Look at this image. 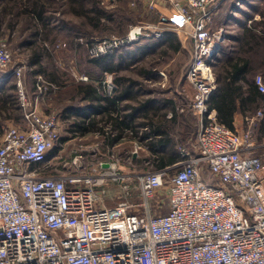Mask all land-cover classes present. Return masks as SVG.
<instances>
[{
  "label": "built area",
  "instance_id": "obj_1",
  "mask_svg": "<svg viewBox=\"0 0 264 264\" xmlns=\"http://www.w3.org/2000/svg\"><path fill=\"white\" fill-rule=\"evenodd\" d=\"M164 1L177 13V28L192 37L187 79L196 92L189 108L201 127L197 153L159 169L124 174L113 159L84 173L77 170L83 152H76L73 173L45 175L44 162L60 142V119L32 106L23 68L10 69V53L0 47V78L16 81L23 114V124L8 126L0 138V264H264V140L209 116L219 45L209 23L220 0ZM135 28L121 38H93L89 55L136 40ZM255 82L264 92L260 76ZM108 181L125 197L137 189L141 200L107 206ZM164 187L168 210L153 213L162 209L154 197Z\"/></svg>",
  "mask_w": 264,
  "mask_h": 264
},
{
  "label": "rangeland",
  "instance_id": "obj_2",
  "mask_svg": "<svg viewBox=\"0 0 264 264\" xmlns=\"http://www.w3.org/2000/svg\"><path fill=\"white\" fill-rule=\"evenodd\" d=\"M19 1L17 0V2ZM43 1L45 2L43 16L49 20L48 24L51 23V26L47 30L39 27L38 31L39 36L37 38H39V42L44 41L43 46L48 48V51L44 52V58L40 60L41 67L49 72L54 71V75L64 84L75 85L87 83L90 80L96 81L98 87L102 91L103 89L106 91V93L103 92L106 95L105 97L114 96L116 92L121 93L128 86V91L118 101L117 110L138 131L135 139L132 130L125 129L116 138L111 137V140H109L107 135L101 131L103 123L99 120L97 127H93L101 136L96 138L91 136L93 130L87 131L89 126L88 128L83 127L81 124L84 123L76 117H71L70 121L67 120L69 122L62 119L60 142L48 154L47 160L44 162L45 175L49 173H73L70 164L73 158V150L78 144L91 147L87 149L78 148L76 153L81 154L84 151L82 167L77 169L84 173L93 168L97 160L98 162L112 163L113 159L117 160L116 166H119V170L124 174L159 169L155 162L158 149L154 146V142L160 137L165 138V131L171 138V142H168L163 150L165 156L176 155V162L181 160L183 154L187 151L197 153L196 141L201 123L189 108V102L194 97L196 90L195 86L187 79L189 69L193 63L192 37L189 33L177 28L178 18L172 9L169 12H162L163 15L155 8V3L152 2L151 4V1L145 5L144 0H94L96 3L93 0H86L88 1L87 8H97L99 10L101 6L105 10L115 8L118 9L117 14L120 18L123 17L118 21L113 19L103 20L109 26L107 31L102 32L101 30L90 35L87 33L92 30L89 26L87 27L82 22L79 26L80 19L64 10L66 3L62 5L59 0ZM5 2L6 0H0V14ZM262 13L264 14V0H220L214 6L209 29L214 35L215 42L219 43L215 61L212 63L216 86V68L221 64L220 56L222 57L227 53L234 54L238 51L243 29L250 26L252 21L259 20ZM7 16L4 17L0 28V47L4 45L10 53V69L20 66L23 68L21 81L25 96L31 103L33 98L31 91L36 93L38 91L36 89L38 82L36 81L44 80L43 76L39 74L36 75V81L32 77L28 81L32 90H28L25 86L26 74L31 70V65L28 62L33 50L32 47L29 48L27 41L33 37L31 31L34 29L31 27L38 26L37 20L31 18L30 15L18 13L14 15L17 20L16 28L14 27L10 31L7 30L6 24L11 16ZM163 18L166 20H162ZM59 25H62L63 28L60 29ZM135 27L141 31V35L136 40L118 44L117 47L100 57L89 55L88 44L93 38L108 40L113 37H125ZM121 28L126 30L124 34L117 33ZM167 33L174 35L176 38L172 42L174 45L177 42L180 43L179 51H174L169 39H164L163 36ZM225 46H227L226 49ZM89 57L91 59L103 57L104 59L100 62L102 65L93 63ZM27 75L30 77L29 74ZM1 76L2 73H0ZM257 76H260L264 83V72L259 71L256 74ZM119 77L123 79L120 82L121 84L117 85L115 80ZM11 80L15 85L13 95L10 93V88L6 90H9L10 98L14 102L15 97H19V88L16 81ZM46 80L47 78L44 81ZM112 85L114 86V93L110 95L107 89ZM3 86L5 84L0 83V95L5 92V90H2ZM39 90L44 91V88ZM63 95L65 98L67 97L65 92ZM80 99L75 97L71 103L85 101ZM173 110L176 113L175 120L172 119ZM15 112L17 114V108ZM105 112L107 113L106 108ZM112 112H115V110H112ZM258 112L261 113L258 114ZM57 116L60 117L58 114ZM209 116L214 117L212 112ZM235 116L236 121H234V129L232 130L237 133L249 130L252 133L256 123L264 118V102L261 107L255 110L254 113L248 114V116L239 113ZM12 118L15 120L14 122L6 121L5 118L2 119L3 132L10 125L23 124V122L18 121L19 117L17 118L15 113H13ZM204 121L207 120L204 119ZM160 123L163 125L161 129L157 127ZM108 125L110 124L108 123ZM75 126H78L77 131L72 129ZM84 126H86V123ZM152 129H154V132H151ZM158 133L161 134L158 135ZM253 138L256 142L264 140V136L261 138L253 136ZM109 141L111 143L116 142L114 150L109 148ZM105 145H107L106 148ZM93 151H97V155L91 154ZM87 152H90L89 156ZM101 158H104V160ZM110 184L112 182L106 187V193L113 186ZM115 189L117 192L107 193L108 196H104V202L109 207L115 206L120 201L138 203L141 200L137 189L133 191L131 197L124 196L120 185L116 186ZM154 199L155 201H161L162 209L153 208L151 212H167L168 198L165 187L155 194Z\"/></svg>",
  "mask_w": 264,
  "mask_h": 264
},
{
  "label": "trees",
  "instance_id": "obj_3",
  "mask_svg": "<svg viewBox=\"0 0 264 264\" xmlns=\"http://www.w3.org/2000/svg\"><path fill=\"white\" fill-rule=\"evenodd\" d=\"M47 1L49 2V0ZM59 1L62 5L66 3L64 5V10L67 13L75 15L78 19H80L78 23L79 26L82 22L84 25H87V27L89 26L92 29L87 32L90 35L94 32H100L101 30L102 32L107 31L109 26L106 22H103V20L107 19L108 21L113 19L118 21V19L123 18H120L117 14L118 9L116 10L115 8L108 10H105L102 6L100 7V10L97 8H87L88 1L86 0ZM93 2L96 3L94 0ZM4 4L5 6H2L0 14V28L3 24L4 17L7 15L11 16L9 22L6 24L7 30L10 31L14 29V27L16 28L17 20L14 15H17L18 13L30 15L31 18H35L37 20L36 23L38 26L31 27L34 29L31 31V35L33 37L27 41L29 48H33L28 62L31 65L29 74L32 78L36 81V75L41 74L43 77L47 78L48 82L57 85L58 89L63 90L65 92V96L69 97V100L71 101L77 97V99L81 98L82 100L89 101L91 106L102 107V104H105L104 108L107 109L108 114L106 120L107 122L109 121L108 123L110 124V128L113 130L116 129L117 135L125 129H131L132 135L135 137L137 131L133 128L134 126L132 127V124L128 122L125 117L123 118L120 111L117 110L118 101L125 94V92L128 91V86L124 88L123 92L115 93V96L104 97L99 91L96 81L94 82L90 80L87 83H79L75 85L62 83L60 79L54 75V71L49 72L48 70H44L40 64V60L44 58V52H47L48 48L43 46L44 41L41 43L39 42V38H37V36H39V27L47 30L51 26V23L48 24L49 20L43 16V7L45 6V2L43 0H20L19 2H17V0H6ZM260 15L261 18L259 20L252 21L250 26L243 29V32L240 35L238 51L234 54L227 53L222 57L220 56L221 64L216 68L217 88L209 100L208 107L209 110L216 111V120L230 129H234L233 124L236 114L239 113L241 115L243 114L248 116V114L254 113L255 110L261 107L264 102V93L259 91L258 85L255 82L256 74L259 71L264 72V14L262 13ZM119 23L121 22L119 21ZM58 27L60 29L63 28L62 25H59ZM125 32L126 30L121 28L117 33L124 34ZM163 37L164 39H169L171 43L170 45H172L174 51H179L180 43L177 42L175 45L172 43L176 39L174 35L167 33ZM226 47L227 46H225V49ZM103 57L95 59L89 58L93 63L102 65L100 62L104 59ZM36 66L38 67L36 68ZM122 79L123 78L121 77L117 78L115 83L117 82V85L121 84L120 82ZM60 82L62 83L61 85ZM14 87L15 85L13 83L9 86H3L2 90H5V92L3 95H0V137L3 133L2 119L4 112H6V116L9 117L15 113L16 108L20 107L18 98L15 97L13 102V99L10 98L9 90H6L7 88H10V93L12 94L13 91H15ZM62 97H64V95L58 96L60 100H62ZM70 104L72 105L73 103ZM100 108H97V110H101ZM112 110H115V112H112ZM172 115V119L175 120V110H173ZM97 123V120H91L89 124L90 126L95 127ZM160 124L157 127L161 129L163 125ZM151 132H154V129H152ZM164 133L166 136L165 138L160 137L154 142V146L158 149V154H156L155 160L157 168L173 163L177 159L176 155L171 154L170 156H165L163 153L165 145L168 142H171V138L168 136V133L166 131ZM159 134L161 133H158V135ZM252 134L256 138L264 136V118L256 123ZM107 193L106 196H108Z\"/></svg>",
  "mask_w": 264,
  "mask_h": 264
},
{
  "label": "crops",
  "instance_id": "obj_4",
  "mask_svg": "<svg viewBox=\"0 0 264 264\" xmlns=\"http://www.w3.org/2000/svg\"><path fill=\"white\" fill-rule=\"evenodd\" d=\"M149 1L155 3L154 4L155 8H157L160 13H162V12L165 13L167 11L169 12L170 9H172L175 12L176 16H177L176 11L166 1H164V0H144V4L146 5ZM162 20H166V19L163 18ZM27 74H29V72H27ZM27 74H26L27 77L25 78V86L29 90L31 88V86L29 85L28 81L31 80L32 76L29 74L30 75V77H29ZM24 76H25V73H24ZM43 78L45 80V77H43ZM11 79H13L11 76H9L7 78H4V79L0 78V83L1 84H5V86H9L11 83H13V81ZM9 80H11L12 82L9 81ZM36 82H38V85H39L40 81L37 80ZM38 85H36V89L38 90L37 93L34 92V91H31V93L33 94V98L31 100V104H32L33 107H35V108L37 107L36 109L38 111H40L41 113H49V112L57 113L60 116L59 117L60 123H61L62 119L65 122H69L71 120L70 119L71 117H76L82 123H84V124L86 123V126H84V124H81L83 127L88 128V126H89L87 131L90 130V129L93 130V131H91V132H93V134L91 136L96 137V138L97 137H101V136L94 129L95 127L93 128L92 126H90L89 123H90L91 120H97L98 124H99V120H100V122L102 121V123H103V127H102L101 131H103L104 134L107 135V139L111 140V137H117V132H116L117 130L116 129H114V130L112 129L111 130L110 125H108L109 121L107 122V120H106L107 119V116H106L107 113L105 112V108H104L105 104L104 105L102 104V107L100 106L101 108L93 106V105L91 106L90 105L91 103L89 101H81L80 103L73 102V104L71 105L70 104L71 100H69V97L68 98L67 97L66 98L62 97V100H60L58 98L59 95H63L64 91L58 89L57 85H55L53 83H50V82H48V80H46V81L43 82V85H42V87L44 88V91L43 90L42 91L39 90ZM32 88H33V86H32ZM98 89H99L100 92H102V94H103V92H105L104 89H103V91L99 87H98ZM30 90H32V89H30ZM103 96L105 97L106 95L103 94ZM110 97H112V96H110ZM97 108H100L102 111L101 110H97ZM17 110H18V112H17V114L15 112V116L17 115L19 117L18 121H21V123H22L23 122L22 110H21L20 107L17 108ZM5 113L6 112H4V114H3V118H5L6 121H11V122L15 121L12 118V116L8 117V116H6ZM212 114L214 115V117H216V111L215 110L212 111ZM67 120H69V121H67ZM234 121H236V116H235ZM77 128H78V126H75L72 129H75L77 131ZM61 129H62V126H61ZM97 131H98V129H97ZM135 136H136V134H135ZM118 139H120V138H118ZM134 139H135V137H134ZM115 144H116V142H114V143L113 142L111 143V141L108 142V146H109V148L111 150H114V148L116 147ZM82 145L83 144H78L75 147V149L73 150L72 154L74 155L76 152H78V148H83V149L91 148L90 146H87V145L86 146H82ZM106 147H107V145H105V148ZM89 151H91V150H89ZM87 154L89 156L90 152H87ZM91 154L97 155V151H93ZM101 159L104 160V158H101ZM97 162H98V160L95 162V165H96ZM44 171H45V168H44ZM51 174H56V173H51ZM110 185H113V186H111L109 188L108 193L110 194L111 192H117L115 187L118 186V185L114 184V183H112Z\"/></svg>",
  "mask_w": 264,
  "mask_h": 264
},
{
  "label": "bare ground",
  "instance_id": "obj_5",
  "mask_svg": "<svg viewBox=\"0 0 264 264\" xmlns=\"http://www.w3.org/2000/svg\"><path fill=\"white\" fill-rule=\"evenodd\" d=\"M132 34L135 35V38H136V37L140 36L139 34H141V32L139 33L138 28H135V29L133 30Z\"/></svg>",
  "mask_w": 264,
  "mask_h": 264
},
{
  "label": "water",
  "instance_id": "obj_6",
  "mask_svg": "<svg viewBox=\"0 0 264 264\" xmlns=\"http://www.w3.org/2000/svg\"><path fill=\"white\" fill-rule=\"evenodd\" d=\"M103 166H104V167H108V163H104Z\"/></svg>",
  "mask_w": 264,
  "mask_h": 264
}]
</instances>
